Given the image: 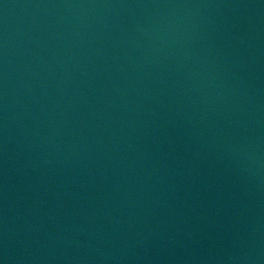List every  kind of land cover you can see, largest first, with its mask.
<instances>
[{
    "label": "water",
    "instance_id": "obj_1",
    "mask_svg": "<svg viewBox=\"0 0 264 264\" xmlns=\"http://www.w3.org/2000/svg\"><path fill=\"white\" fill-rule=\"evenodd\" d=\"M0 264H264V0H0Z\"/></svg>",
    "mask_w": 264,
    "mask_h": 264
}]
</instances>
